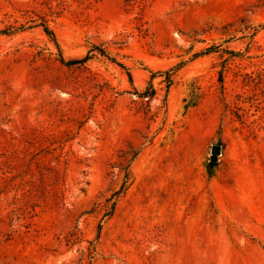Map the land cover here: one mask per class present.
Listing matches in <instances>:
<instances>
[{"label": "rangeland", "instance_id": "obj_1", "mask_svg": "<svg viewBox=\"0 0 264 264\" xmlns=\"http://www.w3.org/2000/svg\"><path fill=\"white\" fill-rule=\"evenodd\" d=\"M0 264H264V0H0Z\"/></svg>", "mask_w": 264, "mask_h": 264}, {"label": "trees", "instance_id": "obj_2", "mask_svg": "<svg viewBox=\"0 0 264 264\" xmlns=\"http://www.w3.org/2000/svg\"><path fill=\"white\" fill-rule=\"evenodd\" d=\"M43 31L44 33H46L51 39H53V34L48 30V28L46 26L43 27ZM100 54L104 55L103 52L99 51ZM85 61V58H82L80 60H71V61H68L67 63L68 64H71V65H74V64H77V63H82ZM122 67V66H120ZM128 79L130 81V76L128 75ZM216 165V161L212 162L211 160L209 161L208 163V167L209 169L213 168L214 166Z\"/></svg>", "mask_w": 264, "mask_h": 264}, {"label": "water", "instance_id": "obj_3", "mask_svg": "<svg viewBox=\"0 0 264 264\" xmlns=\"http://www.w3.org/2000/svg\"><path fill=\"white\" fill-rule=\"evenodd\" d=\"M219 151H220V148L218 146L212 147V150H211V153H212L211 161L212 162L216 161V156L218 155Z\"/></svg>", "mask_w": 264, "mask_h": 264}]
</instances>
